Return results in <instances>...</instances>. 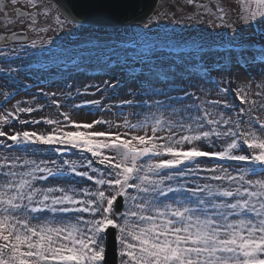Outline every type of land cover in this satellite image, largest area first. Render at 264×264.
Segmentation results:
<instances>
[{
  "label": "snow or ice",
  "instance_id": "6c2138e0",
  "mask_svg": "<svg viewBox=\"0 0 264 264\" xmlns=\"http://www.w3.org/2000/svg\"><path fill=\"white\" fill-rule=\"evenodd\" d=\"M19 3L0 2V15L8 20V9ZM26 3L32 11L17 9L16 15L22 23L30 21L28 27L37 35L49 30L37 27L36 17L43 15L54 17L57 30L72 24L82 32L147 36L148 24L136 23L133 0H80L66 13L38 0ZM186 3L196 9L188 19L206 14L212 18L209 23L235 33L234 21L220 0H215V11L197 0ZM240 3L242 21L259 18L264 25V0ZM17 39L15 33L0 36L5 42ZM39 43L33 39L28 47L35 49ZM13 52L27 55L23 46ZM0 56L6 58L8 53ZM259 58L264 61V48ZM18 70L7 68L9 75ZM209 82L223 99H201L186 89H180L183 96H173L164 88L143 85L146 90L139 103L135 98L121 101L147 109L136 114L143 117L136 122L126 115L122 124L103 118L78 122L68 110L60 112L62 120L21 119V113L31 115L43 106L22 107L20 102L0 114V138H4L0 148L12 150L0 152V264H111L109 238L116 264H264V121L253 115L258 101L250 99V85L232 90ZM11 84L17 86L15 78ZM87 87L101 91L99 86ZM257 87L255 95L262 97L259 108L264 109V84ZM233 91L239 104L249 107L229 102ZM3 95L10 100L9 92ZM137 95L132 91L133 97ZM67 96L73 98L70 92ZM51 103L58 110L62 107L59 100ZM101 104L99 99L85 102L97 108ZM13 120L30 128L41 123L53 127L44 132L5 131ZM103 126L126 131L113 133ZM218 141H224L221 150L200 146L212 148ZM45 147L61 158L77 150L82 158H29ZM204 158L239 163L202 168ZM201 172L210 174L202 179L215 183L193 181L195 186H189L186 178ZM71 176L92 186L77 188L81 181L70 182Z\"/></svg>",
  "mask_w": 264,
  "mask_h": 264
},
{
  "label": "rangeland",
  "instance_id": "374dc122",
  "mask_svg": "<svg viewBox=\"0 0 264 264\" xmlns=\"http://www.w3.org/2000/svg\"><path fill=\"white\" fill-rule=\"evenodd\" d=\"M24 1L26 2V0ZM197 2L201 3V0H197ZM220 2L223 4L225 8L228 9L231 18L234 21L235 33H233L232 29L217 27L209 23V21L212 18L206 14L199 16L195 20L188 19V17L192 15L196 11V9L193 6L188 5L186 3V0H163L160 9L158 10L157 14H155V17H157V19L155 20L151 19V21L147 23L148 28L144 29V32L147 33V36L143 38H141V36H137L134 34H125V33L112 34L110 31L109 34L82 32L78 27L71 24H67L64 28L57 30V25L54 17L50 16L46 18L43 15H37L36 17L37 27H48L49 30L47 32H41L37 35V33L31 31V29L28 27L30 21L24 23H22L20 20L14 22L13 21L4 22L2 18H0V36L18 30L20 28L27 27L29 28V31L32 35V40L36 39L40 41L38 46L35 48L36 50L49 51L52 53L51 48L61 49L64 47H68L69 44L83 45L86 43L87 47L90 49L86 52L85 58L99 60L98 56L100 52L103 55L102 58L106 57L109 59L110 57H112V59H109V62L104 61L107 64H109L110 61H113V63L116 64L114 57L118 56L117 53L118 48L109 45L110 41L116 40L117 42H120V40H126L134 44H139L146 49H149L156 45L157 38L156 36L154 37V35L156 34H158V37L164 38V41L162 43L163 46L164 45L171 46V43L172 44L176 43L178 46L187 48L190 46L187 45L186 43H188L192 39H195V41L198 44H205L206 42L214 41L215 44L220 46H224L227 43H233L234 45H240V46L256 45V44L263 45L264 25H261L259 23V18L257 21L245 23L241 19V15L243 14L244 9L242 4L240 3V0H220ZM38 3L40 5H43L42 2H40L39 0ZM207 4H209V6L212 7L213 11H215V0H209ZM43 6H46V4ZM48 8L55 11L50 7ZM48 41H51V43H48ZM92 43L96 45L95 47H97V49L91 46ZM156 46H160V45L157 44ZM203 47L205 48L206 46ZM250 54L251 51L247 49L245 55L248 57ZM215 57H218V55H213L212 53H208L207 56L204 55L203 59L211 60ZM51 58H54V55L51 56ZM36 64H42V62L37 61ZM214 77L208 78L203 75L194 74V75H187L186 78H180V77L161 78L160 80L157 81H150L147 84L149 85V87L164 88L165 90L170 91L171 95L173 96L176 95L183 96V91H180V89H186L189 93H195L197 96H200L201 99H208V100L223 99L224 98L223 94L218 95L216 86L213 83H210L209 81H216L220 87H226V78H225L226 76H224L220 72L219 74L214 75ZM252 79L253 78H251V80ZM111 82L115 83V80L111 79ZM258 83L264 84L263 81H259V82L253 81L250 84L251 87L248 88V91H249L250 99L258 101L257 109L253 113V115L259 116L260 120L264 121V109L259 108V102L262 100V97L255 95L256 92L260 91V89H258L257 87V85H259ZM145 90L146 89H144L140 93L136 91L138 95L134 98L137 100L138 103L140 98L143 96V92ZM75 91H76V86L70 93L73 94ZM40 98L42 101L47 100L48 102L52 101L53 99L59 100L62 105L61 109L58 110L54 105L55 106L54 109L57 112V114L60 116L61 111L68 110L72 113V118L78 122L80 121L90 122L94 119L103 118L106 116V115L102 116L101 112L97 108H95V110H97V114H95L92 109L77 111V109L74 108L73 105L71 104L70 98L68 96H63L62 98H55V97H47V98L40 97ZM155 99L164 100L165 97L157 96L155 97ZM228 99L229 102L234 103L238 108L249 107V105L247 104L240 105L239 103H237V99L235 98V95H228ZM1 100L2 98L0 97V101ZM91 100L92 99L85 98V102ZM149 102L151 103V101ZM6 110L10 111L9 107L8 109L0 110V114H3ZM115 112H116V107H114L113 110V113ZM145 112H147L146 108L127 106L126 108L118 109L116 116L114 114H110L107 115L106 118L107 120L112 121L114 124H122L123 118L126 115L129 120H131L132 122H136L138 118L140 119L143 118L142 115L138 117L136 114L145 113ZM15 122L16 121L13 120L12 126L11 127L5 126L4 130L5 131L14 130ZM258 127L259 125H257V128ZM103 129L109 130L113 133L126 131L123 127L121 128L112 127L108 129L107 126H103ZM223 144L224 141H218L215 143L214 147L212 148H209L204 143H201L200 146L205 150L217 151L222 149ZM58 155L59 153L55 152L54 156L47 157V155L41 152L36 156V159H56L59 161L61 160L60 159L61 157H58ZM70 159L74 160L72 158ZM80 159L81 158H76L75 160L79 161ZM208 175L210 174L209 173H206V175L199 174V176H190L187 177L186 179L189 181V186L192 187L195 186V183H192L193 181L201 184L205 182L215 183L212 181H205L204 179H202L203 177ZM65 186H68V184L65 183ZM90 186L92 185H87L86 187H90ZM76 187L80 188L77 185Z\"/></svg>",
  "mask_w": 264,
  "mask_h": 264
},
{
  "label": "bare ground",
  "instance_id": "6f19581e",
  "mask_svg": "<svg viewBox=\"0 0 264 264\" xmlns=\"http://www.w3.org/2000/svg\"><path fill=\"white\" fill-rule=\"evenodd\" d=\"M253 81H263L264 82V68L263 69H259L258 71H256V73H254V77H253ZM253 81H249L248 79H245L241 74H240V71H237V73H236V75H235V82H236V86L238 87V88H241V87H247L248 85H250ZM94 82H96V80H93V79H85L84 80V86H85V88H87V90L89 89V87H87V86H89V85H92ZM258 84H260V83H258ZM130 86V85H129ZM129 86L125 89V90H123V91H121V93H119V94H117L116 96H118V98L120 99V98H126V97H128V96H130V94H129V90H130V88H129ZM30 85H26L25 86V89L27 90V91H30ZM85 88L84 89H82V90H85ZM82 90H80V92L79 93H76L75 94V96H74V98H73V100L74 101H78L80 98L81 99H84V98H96L97 97V95H95L94 93H92L91 91L88 93H86L85 94V92H83ZM37 92H31V93H28V94H26V95H23V96H21V97H19V102L21 103V106H23L24 104H25V102H30V99H32V97L31 96H33V95H35ZM35 98V97H34ZM72 100V101H73ZM120 101V100H119ZM117 101H115V103H116ZM118 104H120V103H118ZM34 119H40V120H43V119H45V118H43V117H40V114H36L35 115V118Z\"/></svg>",
  "mask_w": 264,
  "mask_h": 264
},
{
  "label": "water",
  "instance_id": "95a60500",
  "mask_svg": "<svg viewBox=\"0 0 264 264\" xmlns=\"http://www.w3.org/2000/svg\"><path fill=\"white\" fill-rule=\"evenodd\" d=\"M55 1L61 8L63 13L71 10L72 5L78 4L80 0H53ZM133 2L137 5L136 12L138 19L137 21H141L144 17L149 16L150 12L153 10L157 0H133ZM67 5V8L62 7ZM75 15V12H72ZM78 19H80L78 17ZM86 23V22H84Z\"/></svg>",
  "mask_w": 264,
  "mask_h": 264
}]
</instances>
